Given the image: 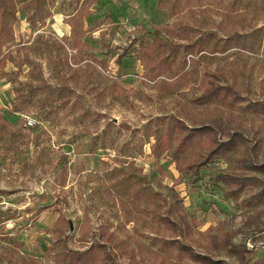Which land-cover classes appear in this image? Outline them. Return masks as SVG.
<instances>
[{
    "label": "rangeland",
    "instance_id": "374dc122",
    "mask_svg": "<svg viewBox=\"0 0 264 264\" xmlns=\"http://www.w3.org/2000/svg\"><path fill=\"white\" fill-rule=\"evenodd\" d=\"M42 1L35 13L17 0L14 40L4 47L10 58L0 80V264H75L73 255L101 243L104 233L115 238L107 264H200L169 249L177 239L214 261L239 264L198 243H206L199 233L210 227L254 250L253 262L264 260V216L247 224L264 204L255 189L237 197L217 180L262 177L243 169L239 150L199 178L181 174L172 151L159 171L151 150L173 118L216 107L224 120L240 117L250 145L264 155V0ZM85 10L86 36L73 49L67 23ZM161 25L171 27L161 37L165 66L147 74L138 54ZM235 36L238 44L224 50ZM219 72L226 74L220 83L236 85L244 100L232 107L197 103L192 88ZM159 80L178 88L166 92ZM63 216L71 227L57 239ZM164 218L181 227L179 237Z\"/></svg>",
    "mask_w": 264,
    "mask_h": 264
},
{
    "label": "trees",
    "instance_id": "16d2710c",
    "mask_svg": "<svg viewBox=\"0 0 264 264\" xmlns=\"http://www.w3.org/2000/svg\"><path fill=\"white\" fill-rule=\"evenodd\" d=\"M42 2V0H20L19 4L23 10L26 9L36 13L41 10ZM158 6L159 8L167 9V5L163 1ZM19 9L17 0H0V70H2L0 72V80L6 79L4 68L10 56L4 51V47L14 40V26L18 22ZM168 12L170 13L169 10ZM90 15L91 13L88 10L76 13L71 18V21L67 23L71 27L70 36L73 40V49H78L81 46V42L86 36L83 19ZM29 23L31 26H35V21L31 18H29ZM166 33H171V27L168 25L156 27L155 41L148 46L140 48L138 60L147 74L156 70L161 71L165 66L160 54L164 48L161 37ZM237 40L238 36L229 37L224 44V50L233 48L234 45L238 44ZM194 52L200 54L203 52V48L196 49ZM125 57L126 55H122L119 60H123ZM185 66L179 68L178 71L183 72ZM222 78L226 79L225 73H215L212 77L207 76L198 88H192V91L199 94L197 103L205 106L222 103L232 107L234 104L242 102L244 99L240 94L239 88L232 84L222 85L220 83ZM156 85L159 89L169 93H174L178 88V82L176 81L159 80ZM261 113L264 114V109H262ZM246 132L244 122L240 117H230L224 120L222 113L216 107L214 109L207 108L198 113L188 110L185 112V120L173 118V126L166 130L158 138L157 142L151 146L155 165L159 171L164 172L161 163L162 158L166 153L172 151L175 158L174 161L177 162L176 169L183 175L199 178L203 168L210 166L218 159H226L229 155L239 150L243 157V169L248 172H255L262 177L226 174L217 180L225 187L235 188L234 194L237 197L247 189H255L256 200L264 204V155L261 157L258 153V148L250 145L249 140L245 137ZM174 143H177V145L174 146ZM192 146L194 150L191 155L180 160V156L184 152L186 154ZM262 216H264V210L259 212L251 222H248V226L254 225ZM162 222L167 228L173 230V236L179 237L180 226L169 218L162 219ZM183 223L185 224L187 237L195 241L192 237L193 233L190 225L185 219ZM70 227L71 222L63 216L57 222L53 236L60 239L63 232L68 228L70 229ZM215 230L216 228L210 227L206 232L199 233V238L206 241V243L198 241L203 248L214 251L225 250L231 257H235L239 264H264V260L252 261L251 256L254 250L246 245H234L231 237L227 234L225 236L213 235ZM256 232L260 233L261 231L257 229ZM102 237L101 243H96L85 254H74L75 264L84 262L87 264H107V261L111 260V253L108 247L114 244L115 238L113 234L106 235L105 233ZM173 242L175 243H169L168 247L169 249H174L178 257L185 256L191 261L200 264H224L221 261H214L208 256L197 253L191 245L184 244L178 239ZM28 264L39 263L30 260Z\"/></svg>",
    "mask_w": 264,
    "mask_h": 264
},
{
    "label": "built area",
    "instance_id": "2783aa9c",
    "mask_svg": "<svg viewBox=\"0 0 264 264\" xmlns=\"http://www.w3.org/2000/svg\"><path fill=\"white\" fill-rule=\"evenodd\" d=\"M33 124H34V121L30 120V121H29V125H30V126H33Z\"/></svg>",
    "mask_w": 264,
    "mask_h": 264
}]
</instances>
